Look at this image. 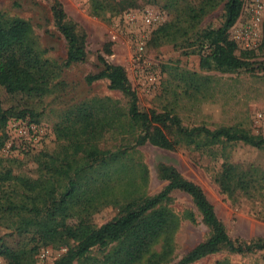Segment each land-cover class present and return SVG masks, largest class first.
Here are the masks:
<instances>
[{
    "label": "trees",
    "instance_id": "obj_1",
    "mask_svg": "<svg viewBox=\"0 0 264 264\" xmlns=\"http://www.w3.org/2000/svg\"><path fill=\"white\" fill-rule=\"evenodd\" d=\"M43 1L49 2L55 26L66 41V60L60 66L31 44L30 22L0 15V90L5 89L9 95L45 97L63 69L87 60L85 37L68 21L63 4L60 0ZM170 1L176 4L180 0ZM222 4L223 24L197 31L190 40L191 31ZM243 4L244 0L187 4L174 19L155 30L154 37L165 43L186 40L188 48H192L190 54L201 56L202 70H264V63L238 56V46L229 38ZM100 61L103 68L89 75L87 83L107 80L109 89L121 93L123 101L95 97L68 108L64 120L54 125L56 138L63 145L36 158L41 167L37 179L14 174L0 158V221L19 236H30L17 249L0 241V258L7 264H36L41 248L67 247L54 264H193L222 251L238 255L264 252V239L251 243L233 240L204 190L174 167L159 168L161 179L168 182L160 193L141 194L137 170L141 163L132 157L138 147L145 145L174 151L182 145L206 150L241 143L264 150V137L238 127L189 128L173 111H143L125 68L102 58ZM180 79L195 95L209 91L212 81L191 72L182 73ZM14 117L37 122L40 114L33 109L19 113L6 110L0 93V152ZM110 134L121 136L128 143L116 149H102L101 142ZM252 182L247 172L230 163L224 165L218 178L221 190L229 195L248 191ZM174 192L191 197L210 231L206 240L178 261L174 258V239L179 218L169 207ZM110 206L119 210L118 216L100 227L93 224L92 216ZM95 249L98 255L94 254Z\"/></svg>",
    "mask_w": 264,
    "mask_h": 264
},
{
    "label": "rangeland",
    "instance_id": "obj_2",
    "mask_svg": "<svg viewBox=\"0 0 264 264\" xmlns=\"http://www.w3.org/2000/svg\"><path fill=\"white\" fill-rule=\"evenodd\" d=\"M68 21L76 25L85 37L87 60L62 70L50 85L45 97L9 95L1 88L3 107L19 113L33 109L40 114L37 122L29 118H12L7 127L8 139L0 158L3 166L16 175L37 179L41 167L36 158L52 153L63 144L56 138L54 125L64 120L66 110L81 101L95 97H110L123 101L121 93L109 89L107 80L87 83L89 75L103 68L100 59L125 68L143 111L165 113L173 111L185 127H238L251 135L264 137V70L243 69L234 73L202 70L201 56L190 54L186 40L165 43L154 37V31L170 22L187 4L200 5L202 0H60ZM129 3V4H128ZM174 5V6H173ZM224 4L211 11L191 31L219 28L224 22ZM0 15L24 19L32 25L31 44L45 58L62 66L67 44L53 21L49 2L43 0H0ZM151 21L147 22V18ZM229 38L238 50L236 54L255 63H264V0H244L241 15L229 30ZM143 45V50L140 47ZM184 72L197 73L212 79L209 91L195 95L180 79ZM128 143L118 135H108L102 149H116ZM137 166L141 194L153 196L168 184L161 179V165L171 166L187 180L199 185L213 204L218 218L230 237L241 243L264 239V150L243 144L218 145L209 149L182 145L166 151L145 145L133 156ZM238 165L252 180L248 191L233 195L224 193L219 184L225 164ZM143 169V172L142 170ZM146 178V179H143ZM169 207L179 218L175 234V261L182 259L209 236V229L190 196L174 192ZM119 214L106 207L92 216L96 226L110 222ZM193 215V216H192ZM30 240L19 236L0 221V241L17 249ZM67 247L41 248L36 264H54L67 252ZM98 255V249L94 250ZM264 264V252L250 255L227 251L205 257L193 264ZM0 264L7 261L0 258Z\"/></svg>",
    "mask_w": 264,
    "mask_h": 264
},
{
    "label": "built area",
    "instance_id": "obj_3",
    "mask_svg": "<svg viewBox=\"0 0 264 264\" xmlns=\"http://www.w3.org/2000/svg\"><path fill=\"white\" fill-rule=\"evenodd\" d=\"M146 21H147V22H150V21H151V19L148 17ZM139 50H140V51H142V50H143V45H141V47H140V49H139Z\"/></svg>",
    "mask_w": 264,
    "mask_h": 264
}]
</instances>
